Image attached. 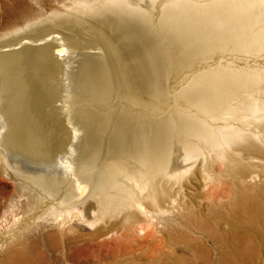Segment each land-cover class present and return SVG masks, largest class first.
<instances>
[{
	"label": "bare ground",
	"instance_id": "bare-ground-1",
	"mask_svg": "<svg viewBox=\"0 0 264 264\" xmlns=\"http://www.w3.org/2000/svg\"><path fill=\"white\" fill-rule=\"evenodd\" d=\"M123 6L134 8L131 0H63L51 5L46 20L30 6L5 16L0 175L15 183L25 201L0 208V251L5 248L0 264H48V253L55 255L53 264H83L104 249L113 257L105 264H262L260 66L207 73L194 84L196 94L184 96L203 117L198 113L187 122L179 117L173 124L160 118L145 126L138 146L114 143L101 167L98 156L80 152L89 132L82 133L73 116L76 111L77 121L86 124L82 110L72 107L73 54L71 59L58 38L46 36L64 34L53 27L81 23L84 16L104 18ZM183 9L192 23L219 27L210 39L233 41L244 55L264 56V0H206ZM204 117L229 122L214 128ZM179 147L185 152L181 160ZM216 180L230 185L228 197L240 214L224 218L213 205ZM200 188L204 203L196 194ZM11 220L15 227L8 228Z\"/></svg>",
	"mask_w": 264,
	"mask_h": 264
},
{
	"label": "rangeland",
	"instance_id": "rangeland-1",
	"mask_svg": "<svg viewBox=\"0 0 264 264\" xmlns=\"http://www.w3.org/2000/svg\"><path fill=\"white\" fill-rule=\"evenodd\" d=\"M61 1L0 0V33L6 31L5 16L12 9L30 6L46 20L51 17V5ZM203 1L206 0H131V7L134 8L116 7L104 18L84 16L87 19L80 17L81 23L51 28L65 35L54 33L46 38H58L70 57L73 54L72 88L75 87V98L72 107L82 110L80 114L87 117L86 124L77 121L76 111L73 116L81 132H89V139L82 142L80 152L82 148V154L98 156L99 167L108 154L113 152L114 143L123 140L126 145L138 146L145 126H154L160 118L173 124L179 117L186 122L198 113L203 117L197 106L188 103L184 96L195 95L194 84L206 80L207 73L213 70L246 71L257 66L264 71V56L239 53L233 41L222 43L210 39L221 32L219 27L196 25L186 19L183 8L195 9L197 2ZM167 14L170 19L165 22L162 17ZM120 16L125 19L127 17L129 23L120 21ZM25 34L31 35L32 32ZM3 48L7 50L9 46ZM259 95L264 100V93ZM205 120L214 128L229 122L215 120L213 117H206ZM114 129L118 130L115 134ZM175 153L180 160L185 154L183 147L175 148ZM198 176L202 178L200 173ZM213 187L212 203L221 215L228 218L233 211L240 214L238 207L228 197L230 185L216 180ZM16 190L13 181L0 175V208L4 209L3 205L8 203H21L23 206L25 196L19 197ZM197 190L199 200L204 203L206 192L202 188ZM22 206L21 211L24 208ZM12 223L11 220L8 228L15 227ZM82 229V232L90 231L85 226H80L79 230ZM35 237L40 238L38 234ZM3 250L0 251V257ZM109 253L104 249L83 264H105V261L111 260ZM135 254L138 261L141 249L136 250ZM54 257V253H48L47 263L53 264ZM261 263L264 264V256Z\"/></svg>",
	"mask_w": 264,
	"mask_h": 264
}]
</instances>
